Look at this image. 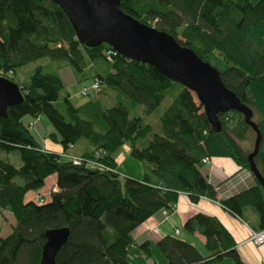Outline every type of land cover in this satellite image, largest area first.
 Listing matches in <instances>:
<instances>
[{
  "label": "trees",
  "instance_id": "1",
  "mask_svg": "<svg viewBox=\"0 0 264 264\" xmlns=\"http://www.w3.org/2000/svg\"><path fill=\"white\" fill-rule=\"evenodd\" d=\"M120 8L168 32L211 63L225 85L253 110L263 143L264 0H120ZM110 51L107 43L88 47L81 42L53 0H0V77L18 84L24 98L8 107L7 117L0 116V231L5 211L15 217L11 232L0 235V264H41L45 233L59 227H68L70 236L55 264H133L128 259L133 231L160 210L172 213L180 193L193 202L202 197L217 200L215 185L201 172L204 158L231 157L251 171L248 156L254 144L244 148L242 142L248 141V132H254V138L256 133L241 112L220 114L223 127L215 132L203 105L180 84L156 130L143 116H131L130 108L142 104L146 114L152 113L166 91L179 83L154 65ZM45 57L57 62L58 68L72 67L79 81H98L94 99L75 105L66 95L59 108L63 81L43 66L26 80L18 79L21 68ZM110 90L116 92V101L107 104L104 96ZM123 96L126 104L119 100ZM24 115L34 121L46 116L53 125L50 138L64 150L86 140L91 148L74 156L94 158L97 164L106 160L108 169L78 165L43 149L33 139L32 121L23 122ZM262 143L255 161L264 176ZM124 145L131 148L133 159L151 164L143 178L117 171L115 154ZM1 151H16L21 165L5 159ZM53 174L57 182L49 200L38 194L36 200L25 201L29 191L40 190ZM255 181L253 187L220 204L240 218L251 205L258 215V224L251 227L260 231L264 230V188ZM184 230L205 236L204 253L180 236L168 235L156 244L166 264H222L225 259L240 264L233 235L216 216L197 213L186 221ZM140 249L149 256L150 242Z\"/></svg>",
  "mask_w": 264,
  "mask_h": 264
},
{
  "label": "water",
  "instance_id": "2",
  "mask_svg": "<svg viewBox=\"0 0 264 264\" xmlns=\"http://www.w3.org/2000/svg\"><path fill=\"white\" fill-rule=\"evenodd\" d=\"M67 15L77 38L88 47L109 44L122 56L156 66L170 80L184 85L197 95L207 120L215 132L222 130L220 114L241 112L256 133L248 160L255 178L264 188V176L255 157L261 149L262 134L253 119V110L229 89L218 72L192 49L171 34L149 26L120 8V0H53ZM21 87L0 77V116L7 117L8 107L23 101ZM41 264H55L61 247L68 241V227L48 229L45 233Z\"/></svg>",
  "mask_w": 264,
  "mask_h": 264
},
{
  "label": "crops",
  "instance_id": "3",
  "mask_svg": "<svg viewBox=\"0 0 264 264\" xmlns=\"http://www.w3.org/2000/svg\"><path fill=\"white\" fill-rule=\"evenodd\" d=\"M42 117L39 119L41 120ZM31 119H33V117L29 119L30 122L32 121ZM52 130L53 128H50L48 133L47 131L42 133V143L39 142L41 147L47 151L58 154L67 153L72 155H83L91 148L86 140H81L69 150H64L60 143L54 142L50 136H48ZM124 146L122 147L123 149L121 148L115 155L117 171H119L118 167H120L121 161H123L126 156H128V158L131 157V148ZM210 158V162L203 164L201 172L211 183L218 187L219 196L222 199L234 196L256 185L255 177L252 172L242 168L233 158L226 156H212ZM143 166L144 171L141 175L140 173L137 174V172L133 174L126 171V173L137 179H141L149 169H151L150 165L144 164ZM129 170L132 171L131 169ZM56 182L57 175L53 174L47 178L43 189L29 191L27 194L35 200L38 194L46 195L51 193L56 187ZM200 212L216 216L233 235L236 242V249L240 257V264H264V243L256 244L250 240L253 232L251 226L258 224V215L251 205H247L243 209L242 213L244 217L240 218L223 207L220 202L218 203L206 197H202L197 202H193L186 193H180L175 210L172 213L164 216L162 210H160L133 231V244L128 252L129 261L133 264H166L165 258L157 251L156 244L159 240L168 235L180 236L182 239L193 244L201 253H204L200 248H204L206 243L205 236L198 232L187 233L184 230L186 221L191 216ZM155 228H157V231L154 230ZM176 229L179 230L178 234H176ZM147 241L150 242V255H153V262H150L148 255L140 249L141 245ZM133 250L137 254L136 258H133L131 255ZM222 264L237 263L231 259H225Z\"/></svg>",
  "mask_w": 264,
  "mask_h": 264
},
{
  "label": "rangeland",
  "instance_id": "4",
  "mask_svg": "<svg viewBox=\"0 0 264 264\" xmlns=\"http://www.w3.org/2000/svg\"><path fill=\"white\" fill-rule=\"evenodd\" d=\"M251 1L253 3H256L259 0H251ZM56 63L57 62L52 61L48 57L41 58V59L37 60L36 62L31 63V64L21 68L18 71L17 77L20 80H26L30 76V74H32V72L34 71V69L37 66H43L46 71L49 70V71H52V72H57V74L61 77V79L63 81V84H64V90L62 92L61 98L59 99V102L57 103V106L59 108L63 107V100L62 99L66 95H68L70 97L71 101L75 105L84 104L85 102L94 99V97H95L94 92H91L88 95H82V88L84 86H88L91 83V81H92L91 79L90 80H86V81H79L78 78H77V75H76V73H75V71L73 70L72 67L63 66L61 68H58ZM179 87H181L180 84H175L173 87H171L169 90H167L166 93H165L166 96H165L163 102L152 113L146 114L144 105L137 104V105L132 106L130 108L131 116H134V115L143 116L145 122L152 124L156 130H159V127H160V115L171 104L172 96H173V94L175 92H177L180 89ZM115 94H116V92L110 90L104 96L107 104H112V103H114L116 101ZM192 94L194 96L195 101L197 103H200V101L197 98V95L194 92H192ZM119 100L121 102L125 103V104L128 102L127 98H125L124 96L119 98ZM258 117H259V114H255V120H258ZM30 118H32L31 115H26L25 118L23 117L22 120L26 124V123H28V120ZM32 121L34 122V119H32ZM35 125H34L33 129H31L32 134L34 135V137L36 138V140L38 142L42 143L41 134L46 132V131L48 133V130L50 128H53V125L50 123L48 118H46V116H43L40 121H38V122L36 121ZM48 136H49V134H48ZM254 137H255L254 132H252V131L248 132V138L249 139H248V141L242 142V146L244 148L253 147L254 139H256ZM124 147H129V146L126 145ZM262 148L264 149V141L262 143ZM122 151H125V150H122ZM1 155L3 157L5 156L4 158L9 160L10 162H12L14 165H16V166H20L21 165L20 157H19V155H18V153L16 151H12V152L1 151ZM121 162L122 163H121L120 167H118L119 168L118 172L121 173V175H123V176H128V177H132V178H135V177H133L131 175H128V173H126V171L130 172V173H133V174L135 172H137V174L140 173V175H141L142 172L144 171L143 170L144 169L143 165L144 164H148L147 162L138 161V160H135V159H133L131 157L128 158V156H126L125 159L123 161H121ZM129 169H131L132 171H130ZM41 189H43V187ZM45 196H46V199L49 200L51 195L49 193V194H46ZM31 200H33V199L28 194H26L25 195V201H31ZM14 223H15V217L13 216V214L10 213V212L5 211L3 213V215H2V217H1V231H0V235L1 236H7L11 232V229H12L11 225L14 224ZM260 244H262V243H260ZM200 249L202 251H204L202 248H200ZM131 255H132L133 258L137 257V254L134 252V250L131 252ZM148 259H149L150 262H153V255L152 254L149 255Z\"/></svg>",
  "mask_w": 264,
  "mask_h": 264
},
{
  "label": "built area",
  "instance_id": "5",
  "mask_svg": "<svg viewBox=\"0 0 264 264\" xmlns=\"http://www.w3.org/2000/svg\"><path fill=\"white\" fill-rule=\"evenodd\" d=\"M109 53H112V54H117V51H115L113 49V51H110ZM100 88V83L98 81H94L92 83H90L88 86H84L82 88V95H88L89 93L93 92V91H97L98 89ZM36 121H32L30 123V126L31 127H34ZM61 155L63 156H66L67 158H70V160H72L75 164H82L84 163L86 166H91V167H98L99 169H108V167L104 166L103 164H100V163H96L95 161L91 160V159H86V158H82V157H79V156H74L72 154H67V153H62ZM211 161V158L210 157H206L202 160V163L203 164H206L208 162ZM219 200H220V197H218L217 201L219 203ZM164 216H167L169 215V212L167 210H163L162 211ZM155 231H157V228L154 229ZM176 233L178 234L179 233V230L177 229L176 230ZM250 240L254 241L255 243L257 244H260V243H264V230H260V231H253L252 232V235L250 237Z\"/></svg>",
  "mask_w": 264,
  "mask_h": 264
},
{
  "label": "bare ground",
  "instance_id": "6",
  "mask_svg": "<svg viewBox=\"0 0 264 264\" xmlns=\"http://www.w3.org/2000/svg\"><path fill=\"white\" fill-rule=\"evenodd\" d=\"M170 85H171V84H170ZM171 86H172V85H171ZM162 97H163V96H162ZM24 116H25V115H24ZM33 116H35V115H33ZM39 116H40V115H39ZM24 118H25V117H24ZM36 118H37V116H36ZM26 119H27V118H26ZM33 119H34V117H33ZM31 120H32V119H31ZM35 120H36V119H35ZM37 120H38V119H37ZM38 121H40V119H39ZM38 121H37V122H38ZM29 122H30V120H29ZM29 122H28V123H29ZM27 126H28V125H27ZM27 126H26V127H27ZM31 128H32V127H31ZM32 129H33V128H32ZM261 132H262V131H261ZM31 133H32V132H31ZM31 133H30V134H31ZM205 134H206V133H205ZM262 135H263V134H262ZM33 139H35V137H34ZM253 139H254V138H253ZM4 157H5V156H4ZM89 157H90V156H89ZM93 157H94V156H93ZM90 158H92V157H90ZM102 158H103V157H102ZM104 159H105V158H104ZM93 160H94V158H93ZM100 160H101V158H100L98 161H100ZM105 161H106V160H105ZM105 161L103 160V162H102L103 165H104ZM96 163H97V162H96ZM98 163H99V162H98ZM107 163H108V162H107ZM105 165H106V164H105ZM107 165L109 166V164H107ZM110 167L112 168L111 165H110ZM88 168H89V167H88ZM113 168H114V167H113ZM108 171H109V170H108ZM108 171H107V172H108ZM215 187H216V186H215ZM216 189H217V191H218V195H217V199H218V197H220V196H219V190H218V187H216ZM216 193H217V192H216ZM220 200H222L221 197H220ZM220 200H219V202H220ZM216 201H217V200H216ZM217 202H218V201H217ZM221 202H222V201H221ZM180 231H181V230H180ZM176 234H177V233H176ZM40 263H41V262H40Z\"/></svg>",
  "mask_w": 264,
  "mask_h": 264
}]
</instances>
